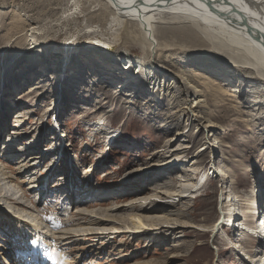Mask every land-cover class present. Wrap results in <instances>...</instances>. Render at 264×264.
<instances>
[{
	"label": "rangeland",
	"instance_id": "rangeland-1",
	"mask_svg": "<svg viewBox=\"0 0 264 264\" xmlns=\"http://www.w3.org/2000/svg\"><path fill=\"white\" fill-rule=\"evenodd\" d=\"M202 28L156 16L150 51L136 25L103 1L0 0V140L9 144L0 157V253L35 240L27 221L40 226L41 242L64 249L68 264H247L243 247L262 259L264 237L245 229L264 207V82L243 78L251 61L243 49ZM146 66L174 89L150 85ZM199 68L239 85L241 98L212 97L203 80L190 79ZM192 82L198 108L194 95L182 102ZM12 161L23 169L10 170ZM156 168L173 175L150 178ZM14 176L18 185L8 181ZM38 178L47 179L40 191L27 184ZM129 197L165 207L168 220L145 210L146 227L131 235L125 216L133 211L118 206ZM77 213L107 221L96 226Z\"/></svg>",
	"mask_w": 264,
	"mask_h": 264
},
{
	"label": "bare ground",
	"instance_id": "bare-ground-1",
	"mask_svg": "<svg viewBox=\"0 0 264 264\" xmlns=\"http://www.w3.org/2000/svg\"><path fill=\"white\" fill-rule=\"evenodd\" d=\"M100 1H103L108 6L112 7V10L114 12V15L117 17V20H120V21H123L126 23L127 22L134 23L136 25V27L138 28L139 34L142 37L141 38L142 41L145 44H147L148 49L150 51L154 50L155 46H157L155 36L153 34V24L155 23L156 16L166 14V15L170 16L171 18L182 19L185 21L189 20L196 27L202 26L203 28L206 29L205 31L209 30L210 33L214 34V36L215 35L219 36V38L217 37L218 39H220V36H222L221 38H224L226 40V44L228 46L234 47V48L239 47V48L243 49V51L248 56H251V61L247 62V68L244 69L243 78H245V79H261L264 82V0H100ZM103 15H105V14L103 13ZM190 28H191V26H190ZM7 29L10 32L14 31V29L12 27L7 28ZM191 32H192V30H189V33H191ZM193 32H195V31H193ZM160 33L165 34L166 30L163 28L160 29ZM208 35H210V34H208ZM191 38L193 41H196V38H194V36ZM224 41H222V42H224ZM22 57L24 58L25 55H23ZM128 64H129L128 61H126V63L122 64V67H124V68L126 67V69L128 71H130L131 65H133V63L130 62V65H128ZM196 64H197V62H196ZM197 65H199V64H197ZM59 68L61 70L62 67L60 66ZM204 68H206V67H204ZM204 68H202V69L199 68L200 70L195 69L196 72H194V75L192 73L190 74L191 75L190 79L191 78L193 79V77L195 78V76H196L199 78V80H203L202 82L208 88L211 96L214 98H217L219 100H222L223 102L225 101V102L231 103V102L239 100L241 98V89H240L239 85H230L229 81H226L225 78L223 77V75L219 74L216 71L212 72V71L204 69ZM141 69H142L141 66H139V68L137 66H135L134 68H132V71L134 73H135V71H138L140 73L142 71ZM190 71H192V70H190ZM199 72H201V73H199ZM62 73L63 72L60 71L59 73H56V74H62ZM144 73L145 74H143V75L146 77V80L150 81V85H153L154 87H155V85H158V89L160 87H162V89H164L165 92H171L174 89V87H172L173 83H171V84H170V82L167 83V80L169 79V77H165L164 75H160L159 71H155L154 69H152V67L146 66L144 68ZM146 74L148 77L146 76ZM177 76L178 75H176V78H177ZM184 76L186 77V79L188 78V80H189V74H188V77L185 74H184ZM172 77H174V76H172ZM25 78L28 79L29 75H25L24 79ZM180 78H181V80H186V79H183V77H181V76H180ZM171 79L172 78H170L169 81H171ZM191 84L194 86L189 85L190 87H188V89L192 90V91H188V93L184 95L182 102H185L186 98H188L189 95H194L195 96L194 101H195V103H197V108H198V105H200L201 99L193 91L197 90V88L199 86L196 82H192ZM25 89H23L22 91L15 94V96H19V94L23 93L25 91ZM36 90H37V88L31 87L27 93L30 95L31 93H33ZM0 107H1L0 108V118L2 120V118H4V116H5V109H3L2 106H0ZM20 111L23 112V109H20V108L15 109V111H13V113L16 114L17 116H19L18 113ZM186 111H187V108H186ZM186 115L190 116L189 113H184V116H186ZM18 120H16V121H18ZM1 127H2V125H0V128ZM4 137H5V139H8V136H6L5 134H4ZM0 141H2L4 143L3 139ZM8 145H9L8 143H4L3 145L0 144V157L3 155L2 153L4 152V150L7 149ZM53 149H55V151H53L55 154L57 149L55 147H52V150ZM164 154H165V152L161 153L160 155H164ZM165 162L168 163L166 160H165ZM11 163H13V166H12L13 168H10V170L14 169V171L18 172V171L23 169L22 167L24 165L21 166L20 163L15 164L14 161H12ZM36 163L33 165H36ZM31 169L32 168H29V169H26L23 171L29 172ZM171 171H173V170L172 169L166 170L164 168H156L155 170H153V172H150L148 175L150 176V178L153 177V178H158L160 180H163V178H167V176H168V178L172 177L171 175H173V173H171ZM24 172H21V173H24ZM181 174H182L184 179L187 180L189 178V177H187V173L182 172ZM49 175H51V174H49ZM9 178H12V177H9ZM14 178L15 179H13V178L8 179V181H13L18 185V182L22 178L19 179V177H17V176H14ZM42 179L43 178H40V179L38 178L37 182H33V180L27 181V184L29 182H32L31 185H28V186H31V187L35 186V187H37L36 190L40 191L41 188H43L42 183L47 181V179L45 181ZM69 184H71V183H69ZM69 184L66 183L65 186L68 185V188H69ZM60 188L61 187L56 186L54 188V190H59ZM25 191H26V189H25ZM29 192H25L23 194L26 196V195H29ZM178 196L183 197L182 195H178ZM263 197H264V195H263ZM131 198L132 197L126 198L125 200L122 201L123 204H121V202L118 204V206L121 210H124L126 212L127 211L128 212L133 211L129 215L127 214V216H125V217H127V219H128L127 221L131 226L129 228V229H131V231H130L131 235H134V234L140 232L141 229L146 227L145 222H147L149 220L146 219L147 217L145 218L141 214V212H145V210H146V212L154 214L156 217H158V219L160 217H162L164 219H166V217H169V215L165 211V207L154 206L153 203H151V202H149L148 204H144V205H142V204L137 205L132 201L133 199H131ZM173 202L175 203V201H173ZM173 202H171L172 205L174 204ZM262 202H264V199L262 200ZM167 203L169 204L170 202L167 201ZM99 205H102V204L100 203ZM118 206H116V209H118L117 208ZM49 207H51V206L49 205ZM0 210H1V212H4L2 209H0ZM262 211H263V209H262ZM262 211L258 209L256 211V213H254L252 215V216H254V218H252V223L254 224V228L251 227V229H250L246 226V229H245L246 231L244 230L245 232L250 233L252 235L255 234V236H256V234H258V238H260V239H262L264 237V223L263 224L261 223V217H262V220L264 221V213H263L264 211L263 212ZM154 215H153V217H154ZM176 215H178V214H176ZM182 215H184V214H182ZM76 216L80 217V219H86V220L89 219L90 220L89 222H91L92 224H95L96 226H102V223L104 221H107L106 216H105V218L103 217V218H97V219L96 218L93 219V217H91L87 214H84V213H77ZM62 217H63V215L60 216V218H62ZM156 217L154 219H156ZM107 218H108V216H107ZM55 219H56V217H55ZM149 219H152V216H151V218L149 217ZM50 220H51V218H50ZM166 220H168V219H166ZM18 221L21 224H23L22 221H20V220H18ZM124 221H126V220H124ZM25 223H26L27 228L31 227L33 229V234L37 235V236H35L34 241L29 240L26 242L35 244V247L37 248V258L39 260H41V262H42L41 264H68V260H66L67 259V256H66L67 253L63 252L64 249H61L55 245L50 246V245H46L43 242H41V243L39 242V239L41 238L40 234H39L40 226L37 223H34V221H33L34 225H32V226H30L31 224L28 223L27 221H25L24 224ZM58 223L61 225L60 222H58ZM255 226H257L258 228ZM113 229H117V227H115ZM22 235L24 236V238H26L25 237L26 234L22 233ZM241 236L244 237L246 235H244V233H243V234H241ZM61 237L74 238V235H72L71 233L62 232ZM226 237H229V236L227 235ZM8 238H9V235H8ZM24 238H23V240H24ZM49 238L51 239V237H49ZM92 238H95V236L86 237L84 239L89 240ZM17 241H18V239H17ZM3 242L10 245L12 241L11 242H9V240L6 241V238H5V241H3ZM24 242H21L20 246L22 248L18 251L13 249V248L10 249V251H9L10 256L7 254L4 255V254L0 253V264H11V262L13 260L16 261L14 255H21V253L25 254L26 253V250H25L26 244ZM39 247H41L42 249H39ZM81 249L82 248L80 247L79 250H81ZM82 252H83V254L86 253V251H82ZM238 252L240 254H242V256L246 259L247 264H264V247L262 250L263 256H262L261 260H257L258 258L256 259V256H257L256 254H253L251 257L248 256L247 253H245L246 249L244 247L242 249L238 248ZM76 256H74V257H76ZM19 257H21V256H19ZM16 264H21V263L17 260ZM135 264H151V263L148 261V262L135 263Z\"/></svg>",
	"mask_w": 264,
	"mask_h": 264
}]
</instances>
